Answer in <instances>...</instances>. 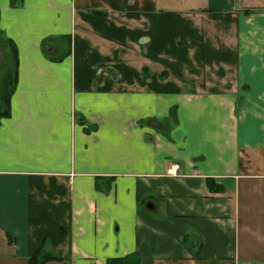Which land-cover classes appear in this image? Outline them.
Returning a JSON list of instances; mask_svg holds the SVG:
<instances>
[{"label":"crops","instance_id":"crops-1","mask_svg":"<svg viewBox=\"0 0 264 264\" xmlns=\"http://www.w3.org/2000/svg\"><path fill=\"white\" fill-rule=\"evenodd\" d=\"M2 21L0 264H264V0H0Z\"/></svg>","mask_w":264,"mask_h":264},{"label":"trees","instance_id":"trees-1","mask_svg":"<svg viewBox=\"0 0 264 264\" xmlns=\"http://www.w3.org/2000/svg\"><path fill=\"white\" fill-rule=\"evenodd\" d=\"M21 3H22V0H10V4L12 7H17ZM9 41L13 45L12 58H14V61H15V68L13 69V77L11 76L12 69L9 68L8 72L2 79L0 119L3 117H8L10 115L11 97L18 84L19 59H18L17 47L12 38H9ZM54 259L55 260L62 259V257L54 255L52 252H49L45 250L44 248H41L35 254L30 256L29 263L30 264H44L47 261L54 260ZM138 261H139V258L133 255V256L110 258L108 260V264H137Z\"/></svg>","mask_w":264,"mask_h":264},{"label":"rangeland","instance_id":"rangeland-1","mask_svg":"<svg viewBox=\"0 0 264 264\" xmlns=\"http://www.w3.org/2000/svg\"><path fill=\"white\" fill-rule=\"evenodd\" d=\"M0 26L2 27V29L8 28L9 30L7 33H3V34L0 32V101H1L2 79L8 72L9 68L12 69L11 76L13 77V69L15 68V61L14 58H12L13 45L9 41V37L7 36H10L9 33H11L14 36L20 37L21 31L19 30V28H16L8 23L4 25V21L0 23Z\"/></svg>","mask_w":264,"mask_h":264},{"label":"built area","instance_id":"built-area-1","mask_svg":"<svg viewBox=\"0 0 264 264\" xmlns=\"http://www.w3.org/2000/svg\"><path fill=\"white\" fill-rule=\"evenodd\" d=\"M176 167L178 168V167H179V165H176Z\"/></svg>","mask_w":264,"mask_h":264}]
</instances>
